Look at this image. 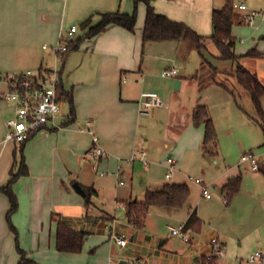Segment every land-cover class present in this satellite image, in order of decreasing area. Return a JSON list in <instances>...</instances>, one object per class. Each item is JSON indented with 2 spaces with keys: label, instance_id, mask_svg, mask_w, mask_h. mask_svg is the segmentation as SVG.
<instances>
[{
  "label": "crops",
  "instance_id": "obj_1",
  "mask_svg": "<svg viewBox=\"0 0 264 264\" xmlns=\"http://www.w3.org/2000/svg\"><path fill=\"white\" fill-rule=\"evenodd\" d=\"M150 1L157 12L198 30L200 26L209 28L216 8L215 0ZM137 7L134 33L110 25L61 59V82L65 91L73 92L76 119L65 124L70 108L64 110L66 118L61 127L40 131L25 143L29 174L21 176L13 186L19 208L12 222L20 246L30 259L41 264H136L140 260L146 264H204V259L208 264L215 256L211 240L218 237L226 251L218 257L217 264H237V257L229 250L233 241L243 246L246 232L242 220H245L247 238L252 233L251 237L261 246L255 251H261L262 259L255 264H264V186L246 182L243 175L239 193L230 202H224L226 211L216 217L215 212L208 213L202 202L207 206L218 203L213 196L205 198L200 187L196 203L188 200L179 209L151 207L141 229L127 221L125 201L142 200L147 190L159 189L168 182L188 184L180 179L167 180L165 175L157 178L156 167L166 169L167 162L155 159L159 140L165 147L172 145L168 157L175 158L180 172L178 167L183 165L187 152L200 144L202 149L204 138L201 126L193 128V111L182 117L173 110L163 120L157 110L168 109L165 104L142 113L143 93H155L162 99L161 91L153 83L155 65L162 59L170 62L163 70L178 67L175 58L153 54L163 48L161 45L165 44L161 43L167 42L143 43L146 5L139 3ZM115 11L133 12L134 0H0V72L38 73L50 68L55 61L54 47L64 29L80 25L91 16L97 21L100 13ZM189 12L194 14L188 15ZM174 77L181 86V77L177 74ZM213 81L225 89L219 81ZM222 83L233 92L225 89L237 103L238 94L230 83ZM13 113L14 106L0 99V186L8 181L14 163L16 143L4 141L6 122ZM248 115L256 122L255 117ZM92 133L100 138L107 157H85L93 146ZM181 136L189 139L188 146L179 141ZM139 150L147 152V164L130 162ZM228 174L229 171L222 172L212 181L214 187H221L223 198L222 186L230 178ZM75 183L82 189L93 187L97 191L91 205H86L85 194L74 188ZM9 209L8 197L0 193V264H17L21 257L16 235L7 221ZM194 210L203 220V228L200 233L190 230L192 240L184 243L181 237L170 233L169 227L185 225ZM58 221L86 233L81 253L56 250ZM108 222H113L114 227ZM118 234L127 237V246L116 243L114 236ZM248 259L239 264H251Z\"/></svg>",
  "mask_w": 264,
  "mask_h": 264
},
{
  "label": "rangeland",
  "instance_id": "obj_2",
  "mask_svg": "<svg viewBox=\"0 0 264 264\" xmlns=\"http://www.w3.org/2000/svg\"><path fill=\"white\" fill-rule=\"evenodd\" d=\"M233 1L236 4L245 3L250 9L264 13V0ZM139 3L144 4L143 1ZM215 4L216 8H222L225 5V0H215ZM135 7L134 3V10ZM193 14L194 12L188 13V15ZM187 25L199 34L207 37L205 40L207 49L203 51L206 59L204 60L201 57L191 40L179 39L172 40V43H170L171 41L161 43L165 44L161 45L163 48L160 47L153 54H159V57L163 56L165 57L164 59L168 57L175 58L179 70L177 77H181L183 84L177 86V78H163L161 76L163 68L169 66L170 62L160 59L159 65H155L153 83L161 91L162 94L160 95L169 108L158 109L157 111H159V116L162 114L163 120H167L173 110L178 111L182 117L186 114L189 116L197 104H206L218 132V153L215 157L205 156L200 144L195 150L187 152L183 158V165L178 167L180 172L176 169L179 172L178 176L174 177L173 175L171 180L180 179L188 182L192 191V196L189 199L191 204L196 203L201 189V186L197 185L194 180L200 178L206 182L209 191L214 197L213 199L218 205L208 204L209 206H207V203L204 201L202 205L209 209L208 213L212 214L215 212L213 215L216 217L218 213L227 208L224 198L221 197V187H214L212 184V181L222 172L229 171V177L243 175L246 182H253L260 188L264 186V132L260 122L257 119L255 122L249 117L248 114L256 118L250 93L238 83H234L232 72L238 65H242L256 73L261 82L264 83V20L261 16H258L253 24L243 23L233 26L232 35L235 38L234 51L236 54L246 53L253 47L263 52L262 57H242L238 60L219 58V52L209 38L213 33L211 22L208 29L200 26L198 30L190 24ZM75 26H77L78 31L73 37L84 35L85 32L81 29V26L79 24H75ZM70 27L64 29V31H68ZM166 44L169 45L167 46ZM61 62L60 60V66L63 64ZM213 79L219 82L230 83L231 89L239 95H237V103L229 92L219 87ZM262 105L264 108V97L262 98ZM64 110L66 112L69 111L68 102L64 103ZM193 128L197 129L194 125ZM201 128L204 129V125H201ZM179 141L184 142L186 146L189 144L188 138L183 139L182 137ZM163 143V141L159 140V148L155 154V159L165 160L168 155L172 154V145L171 147H165ZM248 152L255 153L259 170H253L251 161H241V157ZM156 168L157 178L164 177L166 169L160 166ZM212 208L215 211H212ZM117 215L121 218V214ZM98 216H101L100 213H98ZM107 224L114 227L113 222H108ZM242 224H245L244 229L246 232L243 246H240L239 241H233L229 250V252L233 253L234 257H237V264L241 260L249 258L250 254L255 252L256 249H261V246L258 245V240L251 237L252 233L247 238V221L242 220Z\"/></svg>",
  "mask_w": 264,
  "mask_h": 264
},
{
  "label": "trees",
  "instance_id": "obj_3",
  "mask_svg": "<svg viewBox=\"0 0 264 264\" xmlns=\"http://www.w3.org/2000/svg\"><path fill=\"white\" fill-rule=\"evenodd\" d=\"M143 1L146 5V16L143 26V43L172 41L179 39L191 40L201 57L205 60L204 50L207 49L206 36L199 34L186 23L176 21L167 15L156 11L150 0H134L135 10L131 13L115 11L105 12L98 15V20L94 21L93 16L83 21L80 26L85 32L79 35L68 44V50L62 55L63 60L70 52L78 49L81 43L87 38L93 37L104 32L108 26H120L131 33L135 32L137 24V4ZM234 1L225 0L222 8H215L211 14L213 33L209 36L212 43L219 52V58L226 60H238L242 57H262L263 52L252 48L244 54H236L234 51L235 38L232 35V28L236 24H243L241 17L234 11ZM233 75L239 85L245 88L251 96L254 105L256 119L260 122L264 132V108L262 98L264 97V83L261 82L256 73L248 68L238 65ZM221 86L233 93L228 86L219 82ZM58 91L64 98L70 108V113L65 124L75 121V106L72 91H65L60 80ZM193 125L199 127L204 125V138L202 151L205 156L215 157L218 153V132L210 117L209 110L205 105H197L192 114ZM26 142L16 144L13 153L14 163L9 174L8 181L0 186V193L6 195L10 202V209L7 212V221L10 229L16 235V246L20 254V260L17 264H41L28 257L27 252L21 248L18 238V231L12 222V216L19 208L18 198L14 192L13 186L21 176L29 174L28 166L24 157V146ZM264 175V171H263ZM242 183V176L230 177L222 186L224 199L230 202L239 193ZM85 192L86 205L92 204V197L97 194L93 187H83ZM191 196V188L185 183L168 182L161 188L147 190L142 200H127L124 202L127 221L138 229L143 228L146 217L153 206L179 209L186 205ZM203 220L198 217L194 210L185 224L186 230H193L200 233L203 228ZM86 239V233L75 230L62 221H58L56 229V250L66 253H80L83 249ZM218 256H213L208 264H217ZM204 262L206 263L205 259ZM204 263V264H205Z\"/></svg>",
  "mask_w": 264,
  "mask_h": 264
},
{
  "label": "built area",
  "instance_id": "obj_4",
  "mask_svg": "<svg viewBox=\"0 0 264 264\" xmlns=\"http://www.w3.org/2000/svg\"><path fill=\"white\" fill-rule=\"evenodd\" d=\"M234 11L239 12L241 20L248 24H253L258 16L264 20V13L250 9L245 3L234 4ZM77 26L73 25L68 31L62 32L57 45L54 47L55 61L53 66L42 69L38 73L21 72L6 73L0 72V99L5 100L14 106L13 115L6 122L5 142L21 144L30 139L34 134L45 129H56L63 125L66 118L64 111L65 99L58 91L61 80V69L59 62L62 55L68 50V44L74 40ZM241 42H243L241 40ZM178 68L164 69L161 73L163 78L174 77L178 73ZM142 113L147 114L153 107H164L165 102L155 93H143L140 101ZM93 134V146L86 153L85 157L98 159L108 156V152L100 145V138ZM147 152L139 150L130 162L142 161L147 164ZM243 161H251L253 170H259V165L255 153L248 152L242 156ZM96 168V166H95ZM176 160L172 156L167 158L165 178L170 180L176 171ZM105 175V173H104ZM194 182L202 187V195L210 199L212 194L207 185L200 178ZM227 203L226 200H224ZM170 233L173 236L181 237L184 243H190L192 236L190 230L183 226H170ZM116 243L125 247L128 239L123 234L114 236ZM215 256L221 257L225 253L224 243L218 237L211 240ZM262 259L261 251H255L248 259L253 264ZM136 264H146L145 261H137Z\"/></svg>",
  "mask_w": 264,
  "mask_h": 264
},
{
  "label": "water",
  "instance_id": "obj_5",
  "mask_svg": "<svg viewBox=\"0 0 264 264\" xmlns=\"http://www.w3.org/2000/svg\"><path fill=\"white\" fill-rule=\"evenodd\" d=\"M176 84H177V86H179V81H177ZM74 188H75L77 191L81 192L82 194H85L84 190L82 189V187H81L78 183H75V184H74Z\"/></svg>",
  "mask_w": 264,
  "mask_h": 264
}]
</instances>
